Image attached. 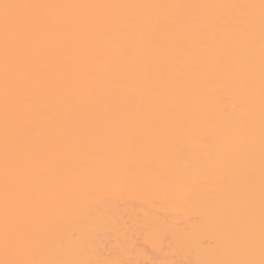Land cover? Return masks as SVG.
Returning <instances> with one entry per match:
<instances>
[{
  "label": "bare ground",
  "instance_id": "obj_1",
  "mask_svg": "<svg viewBox=\"0 0 264 264\" xmlns=\"http://www.w3.org/2000/svg\"><path fill=\"white\" fill-rule=\"evenodd\" d=\"M0 264H264V0H0Z\"/></svg>",
  "mask_w": 264,
  "mask_h": 264
}]
</instances>
